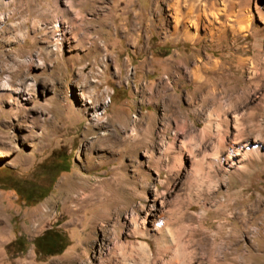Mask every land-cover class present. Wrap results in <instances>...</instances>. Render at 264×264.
<instances>
[{
  "label": "rangeland",
  "instance_id": "rangeland-1",
  "mask_svg": "<svg viewBox=\"0 0 264 264\" xmlns=\"http://www.w3.org/2000/svg\"><path fill=\"white\" fill-rule=\"evenodd\" d=\"M0 264H264V0H0Z\"/></svg>",
  "mask_w": 264,
  "mask_h": 264
},
{
  "label": "trees",
  "instance_id": "trees-1",
  "mask_svg": "<svg viewBox=\"0 0 264 264\" xmlns=\"http://www.w3.org/2000/svg\"><path fill=\"white\" fill-rule=\"evenodd\" d=\"M32 189H33V191H34V190L36 191V190L38 189V187H37V186H34V187H32ZM41 193H42V194L39 195V196L44 197V196L48 193V191H43V192H41ZM32 195H33V192H32ZM52 234H53V235H54V234H57L58 236L61 237V238H60L61 243H60L59 247H58L57 249L53 250V251H48V250H46V249H42V248L40 247V243H39L40 240L45 241L46 239H50L51 236H52ZM22 240L24 241V238H23V237H19V238H18V241L23 242ZM31 243L34 245V248H35V250H36L37 252H42V253H45V254H48V255H53V254L61 253V252L64 250V248L67 246L68 241L65 240L64 236H62L57 230H52V229L49 230V229H46L41 235L35 237V238L31 241Z\"/></svg>",
  "mask_w": 264,
  "mask_h": 264
},
{
  "label": "bare ground",
  "instance_id": "bare-ground-1",
  "mask_svg": "<svg viewBox=\"0 0 264 264\" xmlns=\"http://www.w3.org/2000/svg\"><path fill=\"white\" fill-rule=\"evenodd\" d=\"M57 26V25H56ZM59 26V25H58ZM60 31H59V33H58V35H59V38L62 40V39H64V38H67L66 36H67V32H68V29H69V27L68 26H64V25H60ZM69 32H70V30H69ZM88 85V82H86V84H85V86H87ZM232 153V150H230V154ZM239 154V153H238ZM217 159H218V157H217ZM168 236V237H167ZM167 241L168 243H170V244H175L174 242H176V239L170 234V233H168L167 235H166V237H164L163 238V241ZM164 241V242H165ZM182 243V242H181ZM183 244V243H182ZM182 244H180V245H182ZM174 246V245H173ZM184 246V245H183ZM178 247H179V245H178ZM185 247V246H184ZM174 249V248H173ZM180 249V248H179ZM179 251V250H178ZM177 253V251L175 252V254ZM177 255V254H176ZM176 255H174V256H176ZM180 256V255H179ZM176 257H178V256H176Z\"/></svg>",
  "mask_w": 264,
  "mask_h": 264
},
{
  "label": "flooded vegetation",
  "instance_id": "flooded-vegetation-1",
  "mask_svg": "<svg viewBox=\"0 0 264 264\" xmlns=\"http://www.w3.org/2000/svg\"><path fill=\"white\" fill-rule=\"evenodd\" d=\"M40 247L42 249H46L48 251H53L57 249L61 243L60 236L57 234H52L50 239H46L45 241L40 240Z\"/></svg>",
  "mask_w": 264,
  "mask_h": 264
}]
</instances>
